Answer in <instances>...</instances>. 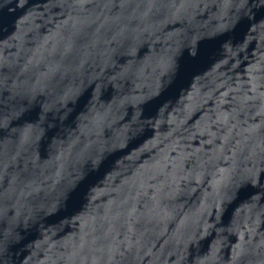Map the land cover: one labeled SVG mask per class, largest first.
<instances>
[{
  "label": "water",
  "instance_id": "95a60500",
  "mask_svg": "<svg viewBox=\"0 0 264 264\" xmlns=\"http://www.w3.org/2000/svg\"><path fill=\"white\" fill-rule=\"evenodd\" d=\"M0 264H264V0H0Z\"/></svg>",
  "mask_w": 264,
  "mask_h": 264
}]
</instances>
